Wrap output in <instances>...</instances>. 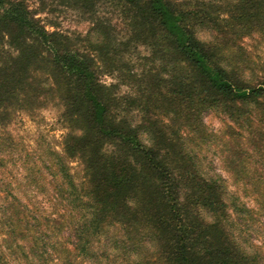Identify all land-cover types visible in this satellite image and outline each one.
Instances as JSON below:
<instances>
[{"label": "trees", "instance_id": "obj_1", "mask_svg": "<svg viewBox=\"0 0 264 264\" xmlns=\"http://www.w3.org/2000/svg\"><path fill=\"white\" fill-rule=\"evenodd\" d=\"M79 1L87 6L89 0ZM112 1L128 42L141 40L157 54L166 77L154 67L138 76L124 64L116 70L101 42L79 48L63 32L47 30L24 0H0V126L16 112L56 104L68 132L64 154L55 152L50 164L65 205L59 229L68 232L55 264L113 257L130 264L140 246L152 258L142 255L135 264H264V252H251L232 231L233 218L252 210L233 200L223 179L206 174L198 154L186 148L206 140L203 112L230 119L223 163L252 186L264 208V178L233 172L246 146L264 149V79L251 85L244 76L245 41L264 38V0ZM109 24L96 23L93 33L103 28L112 36L106 45L118 44ZM206 31L210 40L199 36ZM98 53L121 82L137 83L135 96L102 82ZM183 66L188 73L178 74ZM135 110L141 120L130 116ZM73 157L84 165L81 185L66 162ZM10 214L22 219L17 210ZM5 226L14 233L12 224Z\"/></svg>", "mask_w": 264, "mask_h": 264}, {"label": "rangeland", "instance_id": "obj_2", "mask_svg": "<svg viewBox=\"0 0 264 264\" xmlns=\"http://www.w3.org/2000/svg\"><path fill=\"white\" fill-rule=\"evenodd\" d=\"M26 7L35 18L40 20L49 31H59L68 35L72 44L82 49H95L99 44L104 47V57L109 63L117 66L124 64L127 71H133L137 76L149 67L156 68L160 77L167 75V64L153 54L148 46L137 40L128 42L127 33L123 31L120 11L111 5L109 0H91L87 6L79 0H24ZM214 2H233V0H212ZM235 1V0H234ZM111 2V1H110ZM115 3V0L112 1ZM5 6H0L3 12ZM112 22L115 30L114 37L120 38L115 44L108 38L104 29L93 33L96 23ZM110 25V24H109ZM103 27V26H102ZM205 40L211 39V32H201ZM125 42V43H124ZM250 62L245 80L251 85H257L264 79V38L257 34L245 41ZM101 61V80L106 85L119 84L117 92L124 95H136L137 83L128 80L120 81L122 75L116 71H107V63L102 61L103 54H96ZM180 73L187 74L188 69L178 68ZM117 78V79H115ZM138 80V79H137ZM138 82H140L138 80ZM144 88L143 83H140ZM255 111L254 109H252ZM63 109L56 104H50L35 111H20L13 114L0 126V264H44L41 257L48 260L47 264L57 262V252L61 249L60 240L68 236L66 230L59 229L60 214L65 210L63 200L55 191V180L51 175L50 164L55 152L64 154V136L68 133L61 122ZM133 119L141 120L142 115L137 110L130 114ZM206 140L198 139L196 144L187 145L189 151L196 152L203 171L209 176L223 179L230 197L239 199L241 203L252 210L250 216L244 215L233 218V228L238 242L251 252H264V208L259 206L251 185L244 180H237L223 163L221 154L224 151V141L228 138L229 125L234 124L225 116L210 110L202 114ZM236 127V126H235ZM14 144L13 148L12 145ZM197 144L199 146L197 147ZM238 145V144H235ZM243 152L241 159L236 158L237 166L233 172L241 176L258 173L264 178V149L257 153L249 146ZM223 149V150H222ZM263 154V156L261 155ZM71 174L78 184H82L84 165L80 158H67ZM232 172V171H231ZM238 174V175H239ZM251 174V175H249ZM237 175V176H238ZM252 183V182H250ZM264 189V186H262ZM17 207V209L15 208ZM21 213V220H16L10 213ZM10 211V212H9ZM11 216V220L8 219ZM235 220V221H234ZM5 224H12L14 233H8ZM63 241V240H62ZM145 245H151L146 242ZM67 246V245H66ZM65 247V246H64ZM144 250H147L144 251ZM138 255L129 259L135 264L144 255L152 258L151 249L139 247ZM114 258V259H113ZM108 258L103 261L83 260L80 264H125L123 257Z\"/></svg>", "mask_w": 264, "mask_h": 264}]
</instances>
